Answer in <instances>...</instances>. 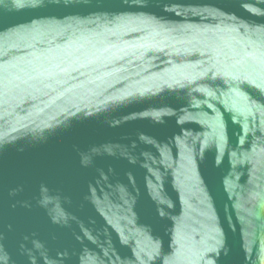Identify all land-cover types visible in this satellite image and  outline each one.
<instances>
[{"label":"water","instance_id":"water-1","mask_svg":"<svg viewBox=\"0 0 264 264\" xmlns=\"http://www.w3.org/2000/svg\"><path fill=\"white\" fill-rule=\"evenodd\" d=\"M0 264H264V0H0Z\"/></svg>","mask_w":264,"mask_h":264}]
</instances>
